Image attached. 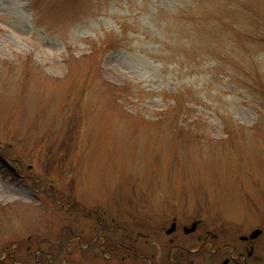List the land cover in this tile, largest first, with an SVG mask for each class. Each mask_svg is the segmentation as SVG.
I'll return each mask as SVG.
<instances>
[{
	"label": "rangeland",
	"instance_id": "rangeland-1",
	"mask_svg": "<svg viewBox=\"0 0 264 264\" xmlns=\"http://www.w3.org/2000/svg\"><path fill=\"white\" fill-rule=\"evenodd\" d=\"M175 216L264 264V0H0V264L168 263Z\"/></svg>",
	"mask_w": 264,
	"mask_h": 264
},
{
	"label": "flooded vegetation",
	"instance_id": "flooded-vegetation-1",
	"mask_svg": "<svg viewBox=\"0 0 264 264\" xmlns=\"http://www.w3.org/2000/svg\"><path fill=\"white\" fill-rule=\"evenodd\" d=\"M94 214L99 222V227L103 231H115V228L119 226L118 224L115 225L109 223L104 217L105 215L103 213L101 214V212L96 209L94 210ZM196 221L197 225L194 229L190 230ZM200 223L201 219H198L194 220L191 226L182 225L176 216L173 218L169 227L165 228V233L167 235L178 234L180 232H183V234L186 235L194 233L195 236H197L199 245L193 247L194 244L192 245L189 242L184 244L175 242V238L170 236L169 241L167 242L168 263H163L161 261L162 255L166 249L163 242L157 241L156 239L148 241L144 234L142 236H145V240L142 242H139V237L132 236L130 232L126 233L119 239L110 234L98 235V237H96L97 239H94V241L96 242L95 246H97L102 252L108 251L112 255L115 252L120 251L124 253V257L127 256L126 254L132 255L135 259H138L141 262L140 264H146L147 261L149 264H193L194 259L192 256L194 254L202 255V253L207 252L210 254L209 259L212 264H216L217 262H219V264H257L260 255L258 254L259 249L256 241L263 231L262 228H254L249 235L242 234L240 239L247 243V245L242 247L241 244L236 243L235 241L219 239V235L212 234L210 230H207L205 234L202 233L201 229L198 228ZM257 229L261 230L260 233L252 237L251 233ZM140 235L141 234L139 233V236ZM147 244H150V251H146Z\"/></svg>",
	"mask_w": 264,
	"mask_h": 264
},
{
	"label": "water",
	"instance_id": "water-1",
	"mask_svg": "<svg viewBox=\"0 0 264 264\" xmlns=\"http://www.w3.org/2000/svg\"><path fill=\"white\" fill-rule=\"evenodd\" d=\"M196 225H197V221L194 222V224H193V226L191 227L190 230L194 229ZM190 230H189V231H190ZM260 231H261L260 229L254 230V231L251 233V236L254 237V236L258 235V234L260 233Z\"/></svg>",
	"mask_w": 264,
	"mask_h": 264
},
{
	"label": "trees",
	"instance_id": "trees-1",
	"mask_svg": "<svg viewBox=\"0 0 264 264\" xmlns=\"http://www.w3.org/2000/svg\"><path fill=\"white\" fill-rule=\"evenodd\" d=\"M88 212H89L88 214H90L91 211H88Z\"/></svg>",
	"mask_w": 264,
	"mask_h": 264
}]
</instances>
